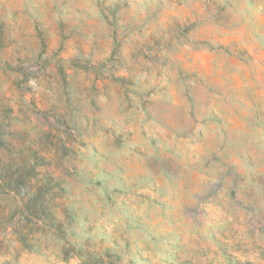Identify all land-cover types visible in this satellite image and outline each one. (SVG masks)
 I'll return each instance as SVG.
<instances>
[{"label":"clouds","instance_id":"clouds-1","mask_svg":"<svg viewBox=\"0 0 264 264\" xmlns=\"http://www.w3.org/2000/svg\"><path fill=\"white\" fill-rule=\"evenodd\" d=\"M32 7L23 34L0 38V125L17 134L14 150L0 148V203L22 213L0 232V264H110L105 250L128 239L122 193L133 181L171 206L167 231H190L204 264H264V211H254L264 209V106L248 120L264 90L225 121L219 139L234 150L216 171L196 140L201 112L184 102L194 83L185 69L207 41L223 37L264 60V0Z\"/></svg>","mask_w":264,"mask_h":264},{"label":"rangeland","instance_id":"rangeland-1","mask_svg":"<svg viewBox=\"0 0 264 264\" xmlns=\"http://www.w3.org/2000/svg\"><path fill=\"white\" fill-rule=\"evenodd\" d=\"M33 3L34 0H3V3H0V38L17 32L23 34L34 15ZM126 7L131 10L130 4ZM222 40L223 37H220V41ZM220 41H207V58L202 56L198 60L193 59L189 61L193 68L185 69L194 83L187 89L191 98L186 95L184 102L186 105L198 107L201 112V130L196 134V140L210 146L209 152L204 154L208 157L205 167L213 171L218 167H225L228 154L234 150L227 136L219 139L224 132L225 121L231 119L232 114L247 108L251 93L259 95L264 90V60H257L259 50L254 49L256 55L253 56L247 48L235 41ZM138 43L135 37L128 40L131 48H135ZM156 44L157 42L153 41V46ZM108 51L113 49L109 48ZM262 106L264 98L255 101V111L251 112L248 120L256 118ZM16 135L8 126L0 125V148L14 150L9 138ZM193 149L199 151L197 143H193ZM130 164L134 167V162ZM232 167L235 168L234 165ZM233 175H240V183L243 184L244 177L239 171L233 172ZM217 177L221 178L218 171ZM259 179L255 177L253 182L258 183ZM99 186L97 184V187ZM122 194L130 198L125 202L128 218L124 222L128 239L124 241L122 251L110 253L105 250V258L110 264H124L125 259L127 264H204L200 258L199 241L190 231H167L165 221L171 220L168 215L171 206L162 202V196L156 199L153 193L140 191L134 181L127 185L126 193ZM241 194L243 195V192ZM230 195L234 198L236 193L231 192ZM0 207L4 209L3 215H0V232H4L22 213L19 207L10 210L2 203ZM185 211L191 212L194 209ZM254 211L259 214L264 209L257 205ZM23 219L24 222H30L28 216ZM153 220H160L161 223L152 226L149 221ZM113 244H118V241H113Z\"/></svg>","mask_w":264,"mask_h":264}]
</instances>
